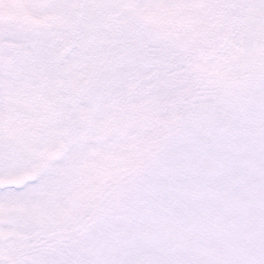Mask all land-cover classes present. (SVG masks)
<instances>
[{
    "label": "snow or ice",
    "instance_id": "obj_1",
    "mask_svg": "<svg viewBox=\"0 0 264 264\" xmlns=\"http://www.w3.org/2000/svg\"><path fill=\"white\" fill-rule=\"evenodd\" d=\"M0 264H264V0H0Z\"/></svg>",
    "mask_w": 264,
    "mask_h": 264
}]
</instances>
